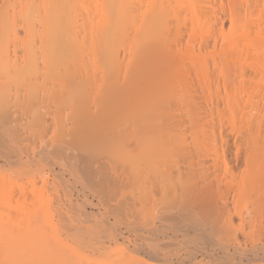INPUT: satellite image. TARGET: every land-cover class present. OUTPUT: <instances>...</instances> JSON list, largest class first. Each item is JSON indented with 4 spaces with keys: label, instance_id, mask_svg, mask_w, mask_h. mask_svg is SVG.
<instances>
[{
    "label": "bare ground",
    "instance_id": "6f19581e",
    "mask_svg": "<svg viewBox=\"0 0 264 264\" xmlns=\"http://www.w3.org/2000/svg\"><path fill=\"white\" fill-rule=\"evenodd\" d=\"M92 260L264 264V0H0V264Z\"/></svg>",
    "mask_w": 264,
    "mask_h": 264
},
{
    "label": "rangeland",
    "instance_id": "374dc122",
    "mask_svg": "<svg viewBox=\"0 0 264 264\" xmlns=\"http://www.w3.org/2000/svg\"><path fill=\"white\" fill-rule=\"evenodd\" d=\"M141 240H142L144 243H146V242H147V243L150 242V239H146V240H145V238H142ZM148 240H149V241H148ZM145 241H146V242H145ZM180 243H181V242H180ZM180 243H179V245H180ZM90 262H91V264H100V263H98V262H96V261H93V260L90 261ZM90 262H85V263H83V264H90ZM101 264H102V263H101ZM157 264H159V263H157Z\"/></svg>",
    "mask_w": 264,
    "mask_h": 264
}]
</instances>
